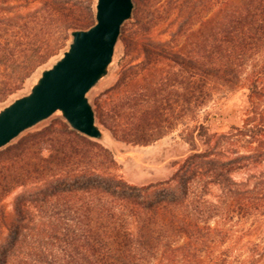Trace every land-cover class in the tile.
<instances>
[{
  "label": "trees",
  "instance_id": "trees-1",
  "mask_svg": "<svg viewBox=\"0 0 264 264\" xmlns=\"http://www.w3.org/2000/svg\"><path fill=\"white\" fill-rule=\"evenodd\" d=\"M94 4L0 0V101L94 24ZM134 5L119 38L129 60L96 119L137 146L186 126L188 155L167 180L136 185L63 121L1 150L0 264H264V0ZM161 26L169 39H151ZM244 88L242 126H187L215 95Z\"/></svg>",
  "mask_w": 264,
  "mask_h": 264
},
{
  "label": "water",
  "instance_id": "water-1",
  "mask_svg": "<svg viewBox=\"0 0 264 264\" xmlns=\"http://www.w3.org/2000/svg\"><path fill=\"white\" fill-rule=\"evenodd\" d=\"M134 0H96L94 24L73 29L62 56L41 70L28 94L0 109V151L54 114L81 135L117 153L116 140L101 126L90 91L110 72L123 25L132 19Z\"/></svg>",
  "mask_w": 264,
  "mask_h": 264
},
{
  "label": "rangeland",
  "instance_id": "rangeland-1",
  "mask_svg": "<svg viewBox=\"0 0 264 264\" xmlns=\"http://www.w3.org/2000/svg\"><path fill=\"white\" fill-rule=\"evenodd\" d=\"M82 1L87 2V0ZM39 6V2H34L29 7V10L33 11ZM125 28L126 30L132 29L131 20L126 22ZM171 32V28L161 26L150 34V38L156 41H165L169 39ZM69 44L64 50L68 48ZM63 51L38 69L14 94L0 101V109L7 106L14 99L28 94L31 85L39 77L41 70L49 68L54 64L56 60L62 56ZM127 60L129 59H126L124 48L122 44L118 42L116 55L109 74L89 93L93 106L99 99H104L106 91L116 84L122 65ZM248 106V90L245 88L217 94L214 96V99L199 112L196 121H188L186 124L189 128L202 124L207 128L209 134L227 133L232 127L242 126ZM60 121L65 122L59 114H54L49 119L42 121L34 128L24 132L11 145L16 144L20 139L30 134ZM185 132L186 126H179L167 136L148 146L127 145L116 141L117 153L113 154L116 166L113 168L112 172L123 180L136 185L151 184L167 180L177 170L181 161L186 158L190 151L189 144L182 139ZM104 146L107 147L106 145ZM21 191L22 189L20 188L5 199V204L8 206L9 211L12 210L14 198Z\"/></svg>",
  "mask_w": 264,
  "mask_h": 264
}]
</instances>
